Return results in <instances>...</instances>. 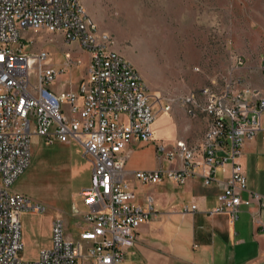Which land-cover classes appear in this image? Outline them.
<instances>
[{"label":"built area","instance_id":"1","mask_svg":"<svg viewBox=\"0 0 264 264\" xmlns=\"http://www.w3.org/2000/svg\"><path fill=\"white\" fill-rule=\"evenodd\" d=\"M28 32L60 37L88 54L87 61L64 53L60 70L46 63L51 52L29 47ZM86 65L76 92L56 95L49 86L72 68ZM158 103V104H156ZM149 89L135 66L112 47L107 33L86 12L81 0H0V264H129L127 256L149 221L152 199L137 203L127 180L129 148L133 142L155 143L159 158L180 160L176 170L138 171L134 178L145 186L170 180L183 185L197 167L207 168V185L217 168L230 166L231 176L218 197L216 213L238 219L242 206L261 203L262 196L247 192V178L239 162L247 141L264 136V92L233 81L222 90L205 88L180 100L188 114L206 120L198 146L178 141L176 151L155 140L154 124L171 111ZM47 144L78 143L93 165L92 187L81 193L89 211L79 241L65 235L63 220L52 225V245L36 262L21 258V215L45 209L13 184L31 163V140ZM196 211L192 204L186 210Z\"/></svg>","mask_w":264,"mask_h":264},{"label":"rangeland","instance_id":"2","mask_svg":"<svg viewBox=\"0 0 264 264\" xmlns=\"http://www.w3.org/2000/svg\"><path fill=\"white\" fill-rule=\"evenodd\" d=\"M81 1L99 32L109 34L113 49L138 70L151 101L156 103L159 97L162 105L171 106L169 113L156 120L154 129L173 152L178 141L198 146L206 131L204 117H191L180 104L182 98L199 96L205 88L222 90L237 80L242 87L264 92V0ZM25 38L33 41L29 51H50L46 65L58 70L64 67L68 50L88 59L87 53L57 36L28 32ZM85 71L86 65L74 67L49 88L58 96L70 93ZM174 161L179 165V160ZM20 177L27 181L25 189L32 201L45 209L27 212L25 220L38 229L40 241H48L53 236V214L72 209L75 147L59 142L48 145L33 135L31 163ZM19 184H13L12 191ZM74 233L75 223L66 222V238ZM22 234L23 259L36 262L39 246L25 243Z\"/></svg>","mask_w":264,"mask_h":264},{"label":"crops","instance_id":"3","mask_svg":"<svg viewBox=\"0 0 264 264\" xmlns=\"http://www.w3.org/2000/svg\"><path fill=\"white\" fill-rule=\"evenodd\" d=\"M77 88L72 92H76ZM154 130L155 140L163 142L158 139L159 136L156 137L157 130ZM62 145L75 147V193L72 209L69 212H54L50 224L52 228L57 219L63 220L64 224L74 222L75 233L68 239L77 242L80 234L88 227L83 218L89 208L81 193L92 187L93 165L84 156L78 143ZM128 151L127 180L135 188L137 197L142 196L136 201L145 204L149 198L152 199L149 221L139 229L138 241L127 256L129 264H264L263 134L246 142L239 160L247 178L244 198L250 192L257 193L262 196V202H255L249 207L242 206L236 221L227 213L214 212L219 205L218 197L230 180V166L217 168L213 182L209 185L204 178L207 168L201 165L183 185L165 179L157 185L145 186L134 178L133 173L176 170L180 168V160L175 158L179 160V165L175 166L176 160L159 158L156 144L153 143L135 141ZM20 178L14 183L20 182V188L16 187L13 192L30 198L25 189L27 181ZM192 204L197 206V210H186ZM26 213L21 215L25 243L35 242L39 246L37 253L40 257L42 250L51 247L52 239L50 237L48 241H40L38 229L25 220ZM22 254L20 256L23 259Z\"/></svg>","mask_w":264,"mask_h":264}]
</instances>
